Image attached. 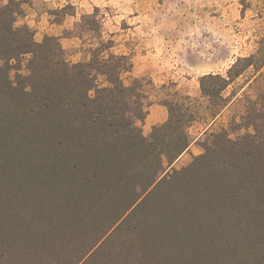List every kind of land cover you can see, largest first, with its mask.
<instances>
[{
	"label": "rangeland",
	"instance_id": "rangeland-1",
	"mask_svg": "<svg viewBox=\"0 0 264 264\" xmlns=\"http://www.w3.org/2000/svg\"><path fill=\"white\" fill-rule=\"evenodd\" d=\"M137 2L138 9L152 3L175 44L218 52L229 64L254 55L252 64L215 102L167 99L164 87L132 83L129 121L145 113L143 97L156 91L197 140L158 184L150 148L124 130L123 120L74 125L73 101L83 91L57 73L53 62L70 61L56 40L44 45L56 58H41L35 68L31 55L0 57V264H176V169L202 154L215 134L236 141L254 133L253 112L264 95V0ZM93 62L95 72L104 70ZM124 66L126 60L118 71ZM108 69L99 75L102 86L112 77Z\"/></svg>",
	"mask_w": 264,
	"mask_h": 264
},
{
	"label": "trees",
	"instance_id": "trees-1",
	"mask_svg": "<svg viewBox=\"0 0 264 264\" xmlns=\"http://www.w3.org/2000/svg\"><path fill=\"white\" fill-rule=\"evenodd\" d=\"M17 10L14 0L0 4V57L31 55L30 67L34 68L41 65V58L53 62L57 53L44 49L52 39L37 42L27 26H16ZM57 46L59 52L63 51L60 44ZM254 57L239 58L226 76H202L203 95L210 102L224 99L223 92L252 64ZM93 61L100 62L104 70L95 72ZM124 61L123 56L113 54L101 60L96 52L90 62L70 63L62 57L53 65L58 74L64 72L74 82V89L81 84L80 99L76 92L73 95L74 125L80 129L109 127L123 120L124 130L150 148L157 162L153 183L160 179L157 182L162 184L167 177L160 178L161 175L188 149L190 136L180 129L181 119L174 115L171 105L168 121L154 127L150 139L136 125L145 113L129 121L131 88L124 84L120 67L118 71ZM107 68L112 77L102 86L99 75L106 74ZM260 92L264 94V87ZM260 99L262 108L253 112L254 133L236 141L215 134L204 144L202 154L188 166L176 169V264H264V95ZM104 108L110 110L103 116ZM56 120L60 122L58 116Z\"/></svg>",
	"mask_w": 264,
	"mask_h": 264
},
{
	"label": "crops",
	"instance_id": "crops-1",
	"mask_svg": "<svg viewBox=\"0 0 264 264\" xmlns=\"http://www.w3.org/2000/svg\"><path fill=\"white\" fill-rule=\"evenodd\" d=\"M14 1L18 4L16 26H27L35 41L42 42L47 37L56 40L71 63L90 62L96 52L101 60L110 54L123 56L126 67L121 68L120 76L126 86L137 81L148 82L158 89L164 87L170 91L164 97L167 99L176 95L207 100L201 91V77L226 76L234 64H229L218 52L211 54L198 49L196 44H175L169 40L167 37L173 31L164 27L161 18H154L151 2L148 7L145 3L144 9H138L137 0ZM8 2L0 0V4ZM155 92L143 95L146 109L143 120H138L147 137L170 117V102H164ZM196 141L190 143L180 158L193 151Z\"/></svg>",
	"mask_w": 264,
	"mask_h": 264
}]
</instances>
